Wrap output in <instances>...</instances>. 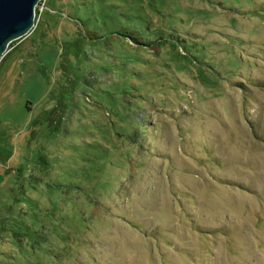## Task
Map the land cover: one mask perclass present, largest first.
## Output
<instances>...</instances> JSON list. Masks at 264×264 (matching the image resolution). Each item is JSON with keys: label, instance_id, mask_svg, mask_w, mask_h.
Masks as SVG:
<instances>
[{"label": "rangeland", "instance_id": "rangeland-1", "mask_svg": "<svg viewBox=\"0 0 264 264\" xmlns=\"http://www.w3.org/2000/svg\"><path fill=\"white\" fill-rule=\"evenodd\" d=\"M15 46L0 264H264V0H43Z\"/></svg>", "mask_w": 264, "mask_h": 264}, {"label": "water", "instance_id": "water-1", "mask_svg": "<svg viewBox=\"0 0 264 264\" xmlns=\"http://www.w3.org/2000/svg\"><path fill=\"white\" fill-rule=\"evenodd\" d=\"M42 0H0V62L10 45L28 36L37 26V7Z\"/></svg>", "mask_w": 264, "mask_h": 264}, {"label": "trees", "instance_id": "trees-1", "mask_svg": "<svg viewBox=\"0 0 264 264\" xmlns=\"http://www.w3.org/2000/svg\"><path fill=\"white\" fill-rule=\"evenodd\" d=\"M38 16H39V9L37 8V18H38ZM87 34H90V35H93V32L91 31V32H87ZM95 36H96V34H95ZM97 37V36H96ZM15 44H16V41H14L11 45H10V50H9V52L4 56V58L1 60V62H0V68H1V66H2V64H3V62L6 60V58L10 55V53L15 49V48H17V46H15ZM76 90V89H75Z\"/></svg>", "mask_w": 264, "mask_h": 264}, {"label": "built area", "instance_id": "built-area-1", "mask_svg": "<svg viewBox=\"0 0 264 264\" xmlns=\"http://www.w3.org/2000/svg\"><path fill=\"white\" fill-rule=\"evenodd\" d=\"M42 2H43V0L39 3V5H38V7H37L39 10H40V8H41Z\"/></svg>", "mask_w": 264, "mask_h": 264}]
</instances>
